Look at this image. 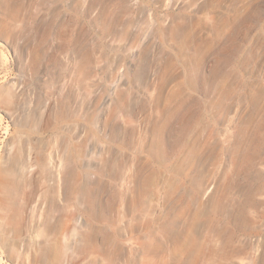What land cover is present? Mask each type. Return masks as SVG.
<instances>
[{
  "label": "rangeland",
  "instance_id": "rangeland-1",
  "mask_svg": "<svg viewBox=\"0 0 264 264\" xmlns=\"http://www.w3.org/2000/svg\"><path fill=\"white\" fill-rule=\"evenodd\" d=\"M148 219L264 264V0H0V264H143Z\"/></svg>",
  "mask_w": 264,
  "mask_h": 264
},
{
  "label": "bare ground",
  "instance_id": "bare-ground-1",
  "mask_svg": "<svg viewBox=\"0 0 264 264\" xmlns=\"http://www.w3.org/2000/svg\"><path fill=\"white\" fill-rule=\"evenodd\" d=\"M171 216H172L171 213H168L166 218L164 219L166 221L163 222L162 224L164 229H168L170 226H172L173 222H171V219L173 218ZM154 222L148 219L144 223L145 238L142 249L143 264L161 263L160 261L162 258L160 256L161 255L160 252L162 251L160 249L162 246L161 244L162 242H160L161 240H159L160 239L158 236L159 232H156L154 229H152V225L154 224ZM203 225L205 227L212 229L213 232L217 233V236L219 237L218 240L220 242V239H222V235H224L223 234L224 231L221 229H217L216 231L215 218L211 216L210 218L206 219L203 222ZM178 252H180V254H178ZM167 254L171 258L170 259L171 262L169 264H225L226 260L230 259V257H234L232 256L233 254H230V252L228 253L226 243H222L221 245H218L209 242L208 238L207 240H204L203 235L201 234L199 229L192 230V232L189 234L188 237L186 238L183 237V240H179L171 244Z\"/></svg>",
  "mask_w": 264,
  "mask_h": 264
}]
</instances>
